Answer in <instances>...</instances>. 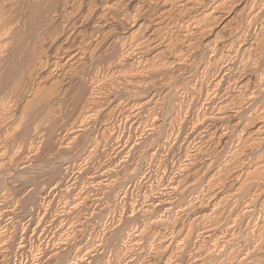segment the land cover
<instances>
[{
	"label": "rangeland",
	"instance_id": "obj_1",
	"mask_svg": "<svg viewBox=\"0 0 264 264\" xmlns=\"http://www.w3.org/2000/svg\"><path fill=\"white\" fill-rule=\"evenodd\" d=\"M1 1L16 23L0 29V264H179L200 184L228 164L230 205L259 225L262 181L236 175L264 173V0Z\"/></svg>",
	"mask_w": 264,
	"mask_h": 264
},
{
	"label": "bare ground",
	"instance_id": "obj_2",
	"mask_svg": "<svg viewBox=\"0 0 264 264\" xmlns=\"http://www.w3.org/2000/svg\"><path fill=\"white\" fill-rule=\"evenodd\" d=\"M3 1V0H2ZM1 1V2H2ZM6 1V0H5ZM12 0H10V2H11ZM63 1V0H62ZM65 1V0H64ZM80 1V0H79ZM82 1V0H81ZM84 1H86V0H84ZM83 1V2H84ZM118 1H124V0H118ZM146 1V0H145ZM165 1V0H164ZM239 1V0H238ZM65 2H67V1H65ZM65 2H62L63 4L61 5V4H59V9H61V6H63V7H65ZM74 2V1H73ZM94 2V1H93ZM98 2V1H97ZM102 2V1H101ZM139 2H141V0L139 1ZM158 2V1H157ZM254 2H255V0H254ZM16 2H14L13 4H15ZM22 3V2H21ZM33 3V2H32ZM46 3V2H45ZM52 3V2H51ZM105 3V2H104ZM128 3V2H127ZM146 3V2H145ZM185 3V2H184ZM188 3V2H187ZM20 4V3H19ZM74 4H75V2H74ZM78 4V3H77ZM88 4V3H87ZM95 4V3H94ZM262 4V3H261ZM6 5H8V4H6ZM58 5V4H57ZM61 5V6H60ZM90 4H88V6H89ZM138 5V4H137ZM184 5V4H183ZM186 5V4H185ZM189 4H187V6H188ZM44 6V5H43ZM54 6V5H53ZM67 6V5H66ZM102 6V5H101ZM147 6V5H146ZM180 6H181V3H180ZM186 6V7H187ZM7 7V6H6ZM13 7H15V6H13ZM55 7H56V5H55ZM74 7V6H73ZM139 7V6H138ZM145 7V6H144ZM214 7V6H213ZM8 8V7H7ZM6 8V9H7ZM50 8V7H49ZM49 8H48V12H49ZM71 8V7H70ZM69 8V9H70ZM75 8H76V6H75ZM74 8V9H75ZM81 8H82V6H81ZM86 8V7H85ZM126 8V7H125ZM154 8V7H153ZM166 8V7H165ZM5 9V8H4ZM5 9V10H6ZM51 9V8H50ZM52 11H56V8L54 9V7H52ZM58 8H57V10H59ZM67 9V8H66ZM84 9V8H83ZM92 9V8H91ZM95 8L93 7V10H94ZM138 9V8H137ZM179 9V8H178ZM212 9V8H211ZM19 10V9H18ZM47 10V9H46ZM72 10H73V8H72ZM80 10V9H79ZM156 10V9H155ZM241 10V9H240ZM259 10V9H258ZM83 11V10H82ZM122 11V10H121ZM211 11V10H210ZM256 11V10H255ZM5 12V11H4ZM3 12V13H4ZM7 12H8V9H7ZM10 12V11H9ZM8 12V13H9ZM11 12H13V11H11ZM14 12H15V9H14ZM51 12V11H50ZM64 13H65V11H63ZM68 12V11H67ZM70 12V11H69ZM120 12V11H119ZM201 12V11H200ZM7 13V14H8ZM20 13V12H19ZM78 13V12H77ZM80 13V12H79ZM96 13V12H95ZM235 13V12H234ZM257 13V12H256ZM255 13V14H256ZM9 14H11V13H9ZM8 14V16H11V15H9ZM73 14H74V12H73ZM89 14V13H88ZM92 14V13H91ZM131 14V13H130ZM183 14V13H182ZM202 14V13H201ZM6 13H4V14H2L1 15V17H0V29H2L1 31H3V33H5V34H7L8 36L10 35V34H8L9 32H10V30L12 29L13 30V26H14V24L16 23H14L13 24V26L11 25L12 24V22L13 21H11L10 19H8L6 16ZM12 15H13V13H12ZM17 15V17H18V14H16ZM51 15H52V12H51ZM55 15V14H54ZM76 15V14H75ZM134 15V14H133ZM188 15V14H187ZM203 15V14H202ZM242 15V14H241ZM257 15H260L259 13L257 14ZM24 16H26V15H24ZM50 16V15H49ZM48 16V17H49ZM56 16H58V15H56ZM71 16H74V15H71ZM90 16V15H89ZM88 16V17H89ZM262 16V15H261ZM264 16V15H263ZM52 17V16H51ZM50 17V18H51ZM61 17V16H60ZM63 17H64V15H63ZM62 17V18H63ZM84 17H85V15H84ZM137 17V16H136ZM13 18H16L15 16L13 17ZM24 18V17H23ZM49 18V19H50ZM132 18V17H131ZM215 18V17H214ZM218 18V17H217ZM222 18V17H221ZM257 18H258V16H257ZM81 20H82V18H80ZM243 19V18H242ZM53 20V19H52ZM63 20V19H62ZM80 20V21H81ZM157 20V19H156ZM51 21V20H50ZM143 21V20H142ZM155 21V20H154ZM72 22V21H71ZM74 22V21H73ZM195 22V21H194ZM263 22V21H262ZM117 23V22H116ZM123 23V22H122ZM258 23V22H257ZM264 23V22H263ZM50 24H52L51 22H50ZM63 24V23H62ZM70 24V23H69ZM80 24V23H79ZM143 23H141V25H142ZM259 24V23H258ZM261 24V23H260ZM54 25V24H53ZM56 25V24H55ZM55 25H54V27H55ZM71 25V24H70ZM126 25V24H125ZM146 25V24H145ZM144 24H143V26H145ZM148 25V24H147ZM211 25V24H210ZM63 26H66V25H63ZM139 26H140V23H139ZM245 26V25H244ZM262 26H264V25H261V27ZM15 27V26H14ZM47 27V26H46ZM53 27V26H52ZM67 27H70V26H67ZM136 27V26H135ZM98 28V27H97ZM147 28V27H146ZM259 28V27H258ZM16 29V28H15ZM53 29V28H52ZM62 29V28H61ZM143 29V28H142ZM262 29V28H261ZM260 29V31H261V33H262V30ZM12 30H11V32H12ZM74 30V29H73ZM109 30V29H108ZM0 31V32H1ZM14 31V30H13ZM20 31V30H19ZM49 31V30H48ZM60 31H62V30H60ZM59 31V32H60ZM111 31V30H110ZM143 31V30H142ZM258 31V30H257ZM256 31V32H257ZM70 32H71V29H70ZM70 32H68V33H70ZM103 32H104V30H103ZM175 33H174V40H175V38H179V27H178V29H176L175 31H174ZM2 33V34H3ZM19 33V32H18ZM180 33H181V31H180ZM216 33V32H215ZM233 33V32H232ZM260 33V32H259ZM23 34H24V32H23ZM22 34V35H23ZM44 34V33H43ZM42 34V35H43ZM50 34V33H49ZM106 34V33H105ZM236 34V33H235ZM94 35H96V34H94ZM103 35V34H102ZM109 35V34H108ZM260 35V36H259ZM258 35V33H257V36H259V38L257 37V36H255L254 38H257L256 40H258V39H260V37H261V34H259ZM12 36V35H11ZM44 36V35H43ZM67 36V35H66ZM73 36H75V35H73ZM104 37L106 36V35H103ZM181 36V35H180ZM252 36V35H251ZM262 36H263V33H262ZM40 37V36H39ZM42 37V36H41ZM69 37V36H68ZM103 37V38H104ZM232 37V36H231ZM52 38V37H51ZM54 38V37H53ZM53 38L52 39H50V41L51 40H53ZM58 38V37H57ZM66 38V37H65ZM64 38V39H65ZM252 38V37H251ZM45 39V38H44ZM62 39V38H61ZM60 39V40H61ZM171 39V38H170ZM245 39V38H244ZM263 39V38H262ZM2 40V39H1ZM11 40H12V38H7V40L5 41L6 42V44L7 45H10L11 44ZM59 40V39H58ZM57 40V41H58ZM68 40V39H67ZM103 40V39H102ZM173 40V39H172ZM191 40V39H190ZM226 40V39H225ZM228 40V39H227ZM246 40V39H245ZM253 40V39H252ZM41 41H43V40H41ZM49 41V40H48ZM71 41H73V40H71ZM99 41V40H98ZM114 41H115V39H114ZM163 41V40H162ZM188 41V40H187ZM192 41V40H191ZM191 41H189V42H191ZM195 41V40H194ZM264 40H262V42H263ZM55 42V41H54ZM53 42V43H54ZM59 42V41H58ZM112 42V41H111ZM241 42V41H240ZM261 42V41H260ZM57 43V42H56ZM231 43V42H230ZM251 43H253V42H251ZM60 44L62 45V43L60 42ZM64 44V43H63ZM97 44V43H96ZM135 44V43H134ZM192 44H194V42L192 43ZM201 44V43H200ZM199 44V45H200ZM260 44V43H259ZM1 45V44H0ZM60 45V46H61ZM106 45V44H105ZM112 45V44H111ZM173 45V44H172ZM188 45V44H187ZM3 46V45H2ZM45 46V45H44ZM60 46H58L59 48H60ZM195 46V45H194ZM197 47H198V45H196ZM241 46V45H240ZM239 46V47H240ZM255 46V45H254ZM260 46H261V44H260ZM43 47V46H42ZM51 47V46H50ZM149 47V46H148ZM190 47V46H189ZM226 47V46H225ZM243 47H245V46H243ZM253 47V46H252ZM2 48H4V47H2ZM123 48V47H122ZM125 48V47H124ZM127 48V47H126ZM129 48V47H128ZM161 48H163V47H161ZM164 48H166V47H164ZM183 48V47H182ZM188 48V47H187ZM217 48V47H216ZM234 48V47H233ZM247 48V47H246ZM251 48V47H250ZM57 49V48H56ZM65 49V48H64ZM132 49V48H131ZM181 49V48H180ZM186 49V48H185ZM184 49V50H185ZM190 49V48H189ZM235 49V48H234ZM238 49V48H237ZM242 48H240V50H241ZM260 49V48H259ZM5 50V49H4ZM31 50V49H30ZM76 50V49H75ZM94 51H96L95 49H93ZM121 50V49H120ZM125 50H127V49H125ZM162 50V49H161ZM164 50L165 49H163L162 51L164 52ZM215 50V49H214ZM217 50V49H216ZM245 50V49H244ZM44 51V50H43ZM91 51V50H90ZM89 51V52H90ZM105 51V50H104ZM130 51V50H129ZM128 51V52H129ZM162 51H159V55H162L161 56V61H162V63H163V60H164V62L166 63V64H174V63H178V64H180L179 63V54L177 53L175 56H171V57H169V56H165L164 54H163V52ZM220 51V50H219ZM232 51H234V50H232ZM32 52V51H31ZM37 52V51H36ZM123 52H124V49H123ZM191 51H189V53H190ZM221 52V51H220ZM236 52H237V50H236ZM72 53H74V52H72ZM120 53H122V52H120ZM125 53L127 54V52L125 51ZM181 53V52H180ZM226 53V52H225ZM230 53H231V51H230ZM229 53V51H228V54H230ZM233 53H235V52H233ZM238 53V52H237ZM262 53H263V51H262ZM32 54V53H31ZM95 54V53H94ZM123 54V53H122ZM222 54V53H221ZM232 54V53H231ZM70 55V54H69ZM88 55H89V53H88ZM90 55H91V52H90ZM232 55H234V54H232ZM263 55V54H262ZM21 56V55H20ZM19 56V57H20ZM37 56V55H36ZM83 56V54L81 55V52L80 51H77L76 53H74L73 55H72V61L74 60V61H77L78 59L80 60V58ZM94 56H96V54L94 55ZM93 56V57H94ZM120 56V55H119ZM158 56V55H157ZM189 56V55H188ZM225 56V55H224ZM227 56V55H226ZM225 56V57H226ZM264 56V55H263ZM38 57V56H37ZM68 57H70V56H68ZM67 57V58H68ZM92 57V58H93ZM182 57V56H181ZM185 57V56H184ZM223 57V56H222ZM38 58H40V57H38ZM67 58H65V59H67ZM94 58H96V57H94ZM123 58H125V56L123 57ZM155 58V57H154ZM233 58H234V56H233ZM264 58V57H263ZM262 58V59H263ZM181 59H184V58H181ZM91 60V59H90ZM119 60V59H118ZM131 60V59H130ZM264 60V59H263ZM39 61V60H38ZM65 61V60H64ZM67 61H69V60H67ZM71 61V60H70ZM69 61V62H70ZM96 61H98V59L96 60ZM116 61V60H115ZM123 61V60H122ZM139 61V60H138ZM246 61V60H245ZM40 62V61H39ZM38 62V63H39ZM181 62V61H180ZM187 62V61H186ZM195 62V61H194ZM81 63V62H80ZM93 63V62H92ZM151 63V62H150ZM160 63V62H159ZM182 63V62H181ZM65 64H66V62H65ZM64 64V65H65ZM67 64L69 65V63L67 62ZM71 64H72V62H71ZM74 64L76 65V63L74 62ZM84 64V63H83ZM94 64H96V63H94ZM93 65V64H92ZM144 65H145V63H144ZM189 65V64H188ZM220 65V64H219ZM45 66V65H44ZM54 66V65H53ZM66 66V65H65ZM69 66H72V65H69ZM149 66V65H148ZM157 66V65H156ZM161 66V65H160ZM163 66V65H162ZM180 66V67H179ZM42 67H43V64H42ZM52 67V66H51ZM67 67V66H66ZM76 67V66H75ZM78 67V66H77ZM88 67V66H87ZM164 67V66H163ZM232 67V66H231ZM259 67V66H258ZM26 69H27V67H25ZM44 68V67H43ZM53 68V67H52ZM158 68H159V66H158ZM160 68H162V67H160ZM178 68H181V64L180 65H178ZM183 68V67H182ZM184 68H186V67H184ZM230 68V67H229ZM68 69V68H67ZM84 69V68H83ZM143 69V68H142ZM224 69V68H223ZM21 70V69H20ZM52 70V69H51ZM89 70V69H88ZM150 70V69H149ZM163 70H164V68H163ZM230 70V69H229ZM28 71V70H27ZM33 71V70H32ZM39 71V70H38ZM78 71V70H77ZM107 71V70H106ZM187 71V70H186ZM209 71V70H208ZM226 71V70H225ZM31 72V71H30ZM37 72V71H36ZM52 72V71H51ZM70 72V71H69ZM153 72V71H152ZM156 72V71H155ZM240 72V71H239ZM25 73V72H24ZM27 73V72H26ZM50 73V72H49ZM73 73V72H72ZM75 73V72H74ZM74 73L72 74V75H74ZM81 73V72H80ZM172 73H174V72H172ZM38 74V73H37ZM79 73H76V77L78 76L79 77V75H78ZM169 74V73H168ZM48 75V74H47ZM50 75H51V73H50ZM52 75H55V74H52ZM242 75V74H241ZM32 76H33V74H32ZM82 76V75H81ZM84 76V75H83ZM82 76V77H83ZM74 77V76H73ZM202 77V76H201ZM221 77V76H220ZM41 78V77H40ZM54 78V77H53ZM55 79H57V78H55ZM80 79H82L81 77H80ZM235 79V78H234ZM17 80V79H16ZM15 80V81H16ZM22 80V79H21ZM25 80V79H24ZM227 80V79H226ZM19 81V80H18ZM33 81V80H32ZM31 81V82H32ZM84 81V80H83ZM148 81V80H147ZM155 81V80H154ZM166 81V80H165ZM38 83V82H37ZM77 83V82H76ZM185 83V82H184ZM202 83V82H201ZM13 84V83H12ZM17 84H18V82H17ZM23 84H24V82H23ZM31 84V83H30ZM43 84L44 83H42L41 85L43 86ZM54 84V83H53ZM152 84V83H151ZM154 84V83H153ZM208 84V83H207ZM238 84H241V83H238ZM259 84V83H258ZM263 84V83H262ZM56 85V84H55ZM74 85V84H73ZM78 85V84H77ZM217 86V85H216ZM224 86V85H223ZM235 86V85H234ZM242 85H240V87H241ZM44 87H46V86H44ZM43 87V88H44ZM131 87V86H130ZM170 87H171V85H170ZM16 88H17V86H16ZM19 88H21V87H19ZM35 88H37V87H34V90H33V94H35L36 93V91H35ZM42 88V89H43ZM54 88H56V87H54ZM93 88V87H92ZM236 88V87H235ZM14 89V88H13ZM22 89H23V87H22ZM40 89V88H39ZM45 89V88H44ZM64 89V88H63ZM70 89V88H69ZM136 89V88H135ZM178 89V88H177ZM20 90V89H19ZM180 90V89H179ZM14 91V90H13ZM15 91H18V90H16L15 89ZM34 91H35V93H34ZM60 90H58V92H59ZM68 91V90H67ZM243 91V90H242ZM264 91V90H263ZM19 92V91H18ZM23 92H24V90H23ZM28 92V91H27ZM70 92V91H69ZM179 92V91H178ZM206 92V91H205ZM210 92V91H209ZM218 92H220V91H218ZM222 92H224V91H222ZM221 92V93H222ZM228 92V91H227ZM22 93V92H21ZM71 93V92H70ZM221 93H218V95L219 94H221ZM11 94H13V93H11ZM60 94V93H59ZM193 94V93H192ZM201 94V93H200ZM223 94V93H222ZM36 95H37V93H36ZM35 95V96H36ZM89 95V94H88ZM160 95V94H159ZM179 95V94H178ZM225 95H226V93H225ZM250 95V94H249ZM5 96V95H4ZM34 95H32L31 97H33ZM38 96H40L39 95V91H38V95H37V97ZM41 96H43V95H41ZM46 96V95H45ZM192 96H194V94L192 95ZM201 96V95H200ZM200 96H199V98H200ZM30 97V98H31ZM46 97H48V96H46ZM190 97V96H189ZM207 97V96H206ZM205 97V98H206ZM209 97V96H208ZM208 97H207V99H208ZM251 97V96H250ZM27 98H29L28 96H27ZM29 98V99H30ZM95 98V97H94ZM192 97H190V99H191ZM194 98V97H193ZM204 98V99H205ZM249 98V97H248ZM255 98V97H254ZM4 99V98H3ZM202 99H203V96H202ZM210 99V98H209ZM225 99V98H224ZM35 100V99H34ZM179 100V99H178ZM181 100H183V98L181 99ZM193 100V99H192ZM199 100V99H198ZM201 100V99H200ZM199 100V101H200ZM25 101V100H24ZM89 101V100H88ZM208 101V103L210 102L209 100H207ZM1 102V101H0ZM47 102V101H46ZM180 102V101H179ZM187 102H188V99H187ZM186 102V103H187ZM190 102V101H189ZM204 102V101H203ZM23 103V102H22ZM31 103H32V101H31ZM86 103V102H85ZM88 103V102H87ZM4 104H5V102H4ZM6 104H8V103H6ZM191 104H193V102H191ZM197 104H199V103H197ZM25 105H26V103H25ZM25 105H23V106H25ZM183 105H185V103L183 104ZM194 105V104H193ZM192 105V106H193ZM200 105V104H199ZM225 105V104H224ZM262 105H264V104H262ZM2 106V105H1ZM12 106H13V104H12ZM17 106V105H16ZM21 106H22V104H21ZM75 106V105H74ZM132 107H134V106H132ZM131 107V108H132ZM260 107H262V109L264 110V108H263V106H260ZM30 107H28V109H29ZM187 107H185V109H186ZM206 108V107H205ZM8 109V108H7ZM27 109V108H26ZM182 109V108H181ZM232 109V108H231ZM238 109V108H237ZM21 110V109H20ZM179 110H180V108H179ZM250 110V109H249ZM8 111V110H7ZM52 111H54V110H52ZM260 111V110H259ZM258 111V112H259ZM9 112V111H8ZM61 112V111H60ZM3 113V112H2ZM15 113V112H14ZM53 113V112H52ZM177 113V112H176ZM181 113H184L183 112V110H182V112ZM205 113V112H204ZM251 113V112H250ZM260 113V112H259ZM1 114V113H0ZM4 114V113H3ZM131 114V113H130ZM203 114V113H202ZM223 114V113H222ZM227 114V113H226ZM179 115H180V113H179ZM183 115H186V114H183ZM219 115V114H218ZM1 116V115H0ZM81 116V115H80ZM212 116H214V115H212ZM220 116V115H219ZM218 116V117H219ZM1 117H4V116H1ZM23 117V116H22ZM186 117V116H185ZM198 117V116H197ZM223 117V116H222ZM180 119H181V117H179ZM213 118V117H212ZM216 119H217V117H215ZM3 119H5L6 120V118H3ZM2 119V120H3ZM20 119V118H19ZM183 119V118H182ZM251 119H255V117L254 118H251ZM61 120V119H60ZM100 120V119H99ZM21 121V120H20ZM4 122V121H3ZM95 122V121H94ZM213 122V121H212ZM215 122V121H214ZM213 122V123H214ZM220 122V121H219ZM240 122V121H239ZM6 123V122H5ZM159 123V122H158ZM208 123V122H207ZM2 124V123H1ZM19 125V124H18ZM130 125V124H129ZM202 125V124H201ZM252 126V125H251ZM35 127H36V125H35ZM181 128V127H180ZM204 128V127H203ZM154 129V128H153ZM250 129V128H249ZM71 130V129H70ZM155 130V129H154ZM180 130V129H179ZM33 131V130H32ZM175 131V130H174ZM223 131V130H222ZM42 132V131H41ZM153 132V131H152ZM256 132V131H255ZM260 132V131H259ZM204 133V132H203ZM264 133V132H263ZM12 134V133H11ZM31 134V133H30ZM29 134V135H30ZM216 134V133H215ZM233 134V133H232ZM231 134V135H232ZM14 135V134H13ZM166 135V134H165ZM253 135H255V134H253ZM21 136V135H20ZM19 136V137H20ZM242 136V135H241ZM258 136H260V135H258ZM127 137V136H126ZM194 137V136H193ZM221 137V136H220ZM248 137H250V135L248 136ZM251 137H253V136H251ZM42 138V137H41ZM168 138V137H167ZM117 139V138H116ZM169 139V138H168ZM172 139H173V137H172ZM206 139V138H205ZM252 139V138H251ZM21 140V139H20ZM31 140V139H30ZM35 140H37V139H35ZM59 140V139H58ZM239 140H240V138H239ZM29 141V140H28ZM40 141V140H39ZM195 141H197V140H195ZM249 141V140H248ZM251 141V140H250ZM252 141H254V140H252ZM36 142V141H35ZM39 143V142H38ZM60 143V142H59ZM144 143V142H143ZM200 143V142H199ZM263 143V142H262ZM40 144V143H39ZM38 144V145H39ZM120 144V143H119ZM236 144V143H235ZM246 144H248L247 142H246ZM259 144V143H258ZM26 145V144H25ZM114 145H117V144H114ZM241 145V144H240ZM245 145V144H244ZM165 146V145H164ZM259 146V145H258ZM58 147V146H57ZM168 147V146H167ZM180 147V146H179ZM191 147V146H190ZM198 148H199V146H198ZM26 150V149H25ZM188 150V149H187ZM237 150H239V149H237ZM26 152V151H25ZM237 152V151H236ZM160 153H161V151H160ZM159 153V154H160ZM164 153V152H163ZM187 154V153H186ZM262 155V154H261ZM200 156V155H199ZM221 156V155H220ZM236 156H240L239 154L238 155H236ZM105 157V156H104ZM216 157V156H215ZM235 157V156H234ZM233 158V157H232ZM236 158V157H235ZM131 159V158H130ZM162 159V158H161ZM231 159V158H230ZM238 159V158H237ZM235 160V159H234ZM240 160H241V157H240ZM239 160V161H240ZM228 160H226L225 161V163L227 162ZM264 161V160H263ZM231 162V161H230ZM236 162V161H235ZM224 163V162H223ZM240 163V162H239ZM237 164V163H236ZM257 164V163H256ZM188 165V164H187ZM238 165V164H237ZM253 165H254V163H253ZM246 166H248V165H246ZM183 167V166H182ZM237 167V166H236ZM232 168H234V167H232ZM10 169V168H9ZM229 169H230V166H229V164L228 165H226V166H224V169H223V171L221 172V174H219V175H217V176H214L213 174V176L212 177H209L208 178V180L204 183V184H200L201 186L199 187V189H198V191H197V195H196V198H194V200H195V208H194V210H195V213H194V218L192 219V220H190V222L187 224V225H185L184 227H183V230H182V241L181 242H179L180 244H179V250H176L177 252L179 251V264H264V218L262 219V221L259 223V225L256 227V228H252L251 229V225H252V222H253V220L251 221V219H252V216H250L249 215V211L247 212L246 210L247 209H244L243 208V205H238L235 209L230 205V201L232 200V199H230V197L232 198V195H231V191H230V189L228 188V183H227V180H228V172H229ZM262 169V168H261ZM232 170V169H231ZM230 170V171H231ZM242 170V169H241ZM263 170H264V168H263ZM180 171V170H179ZM238 171V170H237ZM217 172L219 173V170H217ZM234 172V171H233ZM232 172V173H233ZM241 172V171H240ZM236 173V172H235ZM234 173V174H235ZM244 173V175L243 176H241L240 174H237L236 176H237V178H239L240 179V181L243 179V178H259V179H261V181H262V185L258 188V191L260 190H264V173L263 172H261L260 171V167L258 166V165H255L254 167H246V169H245V171L243 172ZM206 175V174H205ZM204 176V175H203ZM202 176V177H203ZM207 176V175H206ZM206 176L204 177L205 179H206ZM75 177V176H74ZM180 177V176H179ZM230 177V179H231V177H232V174H231V176H229ZM236 178V179H237ZM181 179V178H180ZM235 179V180H236ZM72 180V179H71ZM156 181V180H155ZM166 181H168V180H166ZM238 181V180H237ZM245 181V180H244ZM251 181V180H250ZM202 182V181H201ZM243 182V181H242ZM241 182V183H242ZM260 182V181H259ZM235 183V182H234ZM238 183V182H237ZM249 183H251V182H249ZM256 183V182H255ZM261 183V182H260ZM117 184V183H116ZM198 184V183H197ZM196 184V185H197ZM252 184H254L253 183V181H252ZM199 185V184H198ZM242 185V184H241ZM10 186V185H9ZM151 186V185H150ZM158 186V185H157ZM160 186V185H159ZM162 186V185H161ZM166 186V185H165ZM163 187H164V185H163ZM171 187V186H170ZM198 187V186H197ZM239 188H240V186H238ZM245 187H246V185H245ZM173 188V187H172ZM69 189V188H68ZM174 189V188H173ZM172 189V190H173ZM196 189V188H195ZM187 190V189H186ZM232 190V189H231ZM240 190V189H239ZM249 190H250V187H249ZM4 191V190H3ZM82 191V190H81ZM171 191V190H170ZM237 191V190H236ZM252 191V190H251ZM257 191V190H256ZM168 192V191H167ZM180 192H181V190H180ZM179 192V193H180ZM248 192V191H247ZM18 194V193H17ZM78 194V193H77ZM153 194V193H152ZM163 194V193H162ZM251 194V193H250ZM259 194H260V192H259ZM154 195V194H153ZM152 195V196H153ZM169 195V194H168ZM252 196H254V194H251ZM256 195V194H255ZM262 195H264V194H262ZM190 196V195H189ZM256 196H258V195H256ZM121 197V196H120ZM180 197V196H179ZM4 198V197H3ZM82 198H84V197H82ZM164 198V197H163ZM189 198V197H188ZM250 198V197H249ZM256 198H259V197H256ZM256 198H254V199H252L253 201L254 200H256ZM163 200V199H162ZM168 200V199H167ZM167 200H165V201H167ZM193 200V199H192ZM191 200V201H192ZM230 200V201H229ZM3 201V200H2ZM246 201V200H245ZM263 201V200H262ZM89 202V201H88ZM151 202V201H150ZM156 202V201H155ZM159 202V201H158ZM180 202V201H179ZM237 202V201H236ZM247 202V201H246ZM249 202V201H248ZM255 202V201H254ZM254 202H250V203H253L254 204ZM260 202H261V200H260ZM187 203V202H186ZM70 204H72V202L70 203ZM74 204V203H73ZM163 204V203H162ZM181 204V203H180ZM179 204V205H180ZM189 204H190V202H189ZM234 204V203H233ZM185 205V204H184ZM194 205V204H193ZM247 205V204H246ZM249 205V204H248ZM256 205V204H255ZM262 205V207L264 208V202H263V204H261ZM159 206V205H158ZM181 206V205H180ZM235 206V205H234ZM179 207V206H178ZM182 207V206H181ZM245 207V206H244ZM192 208V207H191ZM248 208H250V207H248ZM258 208V207H257ZM179 209H181L180 207H179ZM234 209V210H233ZM252 209V208H251ZM191 210V209H190ZM254 210H255V207H254ZM254 210H252V211H254ZM258 210H260V209H258ZM186 212H187V210H185ZM184 211V212H185ZM2 212V211H1ZM122 212V211H121ZM133 212V211H132ZM135 212V211H134ZM177 212V211H176ZM183 212V211H182ZM183 212V213H184ZM260 212H261V210H260ZM264 212H263V210H262V214H263ZM122 214V213H121ZM182 214V213H181ZM180 214V215H181ZM185 214H187V213H185ZM255 214H256V212H255ZM123 215V214H122ZM134 215V214H133ZM192 215V214H191ZM190 215V216H191ZM251 215H254V213H252L251 212ZM260 215V214H259ZM132 216V215H131ZM177 216V215H176ZM183 216V215H182ZM185 216V215H184ZM189 216V217H190ZM255 216V215H254ZM258 216V215H257ZM125 217V216H124ZM262 217H264V214L262 215ZM253 218H255V217H253ZM117 219V218H116ZM122 219V218H121ZM256 219V218H255ZM259 219H260V217H259ZM156 220V219H155ZM185 221H186V219H185ZM256 221V220H255ZM38 222V221H37ZM156 222V221H155ZM181 222H184V221H181ZM153 224H154V222H152ZM234 223V224H233ZM235 223H238V225H239V229L237 230V231H233V229H232V232H231V227L233 226V225H236ZM148 224V223H147ZM256 224V223H255ZM180 226H181V224H179ZM238 225H237V227H238ZM116 226V225H115ZM103 227V226H102ZM113 227V226H112ZM253 227V226H252ZM102 229V228H101ZM136 229V228H135ZM139 229V228H138ZM23 230V229H22ZM21 230V231H22ZM140 230V229H139ZM106 231V230H105ZM193 231H195V233L196 234H194V235H196V239H195V242L193 243V246H192V248L190 249L191 250V252H192V255H190V254H186L187 252H189L190 253V251H188V247H189V241H191V239L192 238H194V237H192L191 238V236H192V232ZM102 232H103V230H102ZM111 232V231H110ZM132 232V231H131ZM140 232V231H139ZM109 233V232H108ZM103 234V233H102ZM171 234V233H170ZM127 235V234H126ZM243 235H246L245 237H246V240H245V238H242V239H244L245 241L241 244V245H236V241H237V239L240 237V236H242L243 237ZM139 236V235H138ZM181 236V235H180ZM22 237V236H21ZM20 237V238H21ZM113 237V236H112ZM133 237V236H132ZM127 238V237H126ZM193 240V239H192ZM136 241V240H135ZM179 241V240H178ZM241 241V240H240ZM20 242V241H19ZM123 242V241H122ZM192 242V241H191ZM238 242V241H237ZM153 244V243H152ZM158 244V243H157ZM159 244H161V243H159ZM165 244V243H164ZM162 245V244H161ZM52 246V245H51ZM97 247H98V245H96ZM153 246V245H152ZM176 246V245H175ZM121 247V246H120ZM150 247H151V245H150ZM191 247V246H190ZM88 249V248H87ZM97 249V248H96ZM156 249V248H155ZM158 249V248H157ZM174 249H175V247H174ZM178 249V248H177ZM103 250V249H102ZM123 250H124V248H123ZM140 250V249H139ZM158 251H160V250H158ZM40 252V251H39ZM161 252V251H160ZM169 252V251H168ZM175 252V251H174ZM118 253V252H117ZM119 253H120V251H119ZM157 253V252H156ZM92 254V253H91ZM122 254V253H121ZM150 254V253H149ZM161 254V256L163 255V253H160ZM185 254L186 255H190L191 256V261H189V263L188 262H186V260H185ZM87 255V254H86ZM143 255V254H142ZM145 255V254H144ZM117 256H118V254H117ZM126 256V255H125ZM131 256V255H130ZM140 256V255H139ZM160 255H158V257H159ZM84 257V256H83ZM86 257V256H85ZM84 257V258H85ZM160 258V257H159ZM166 258V257H165ZM173 258V257H172ZM176 258V257H175ZM188 258V257H187ZM186 258V259H187ZM82 259V258H81ZM152 259V258H151ZM86 260V259H85ZM130 260V259H129ZM157 260H158V258H157ZM156 260V261H157ZM159 260H161V258L159 259ZM166 260V259H165ZM170 260V259H169ZM176 260V259H175ZM88 261V260H87ZM121 261V260H120ZM83 262V261H82ZM177 262V261H176ZM124 263V262H123ZM160 263V262H159ZM167 263H168V261H167ZM175 263V262H174ZM83 264H85V263H83ZM155 264V263H154ZM156 264H157V262H156ZM162 264V263H161Z\"/></svg>",
	"mask_w": 264,
	"mask_h": 264
}]
</instances>
